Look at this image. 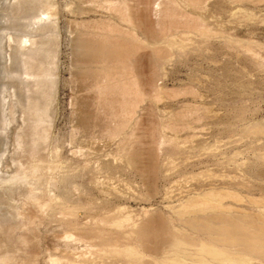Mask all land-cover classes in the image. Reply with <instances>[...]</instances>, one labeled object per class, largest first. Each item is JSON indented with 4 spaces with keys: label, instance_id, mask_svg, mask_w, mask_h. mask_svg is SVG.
Masks as SVG:
<instances>
[{
    "label": "rangeland",
    "instance_id": "obj_1",
    "mask_svg": "<svg viewBox=\"0 0 264 264\" xmlns=\"http://www.w3.org/2000/svg\"><path fill=\"white\" fill-rule=\"evenodd\" d=\"M252 217L264 219V0H0L10 264H210L212 230Z\"/></svg>",
    "mask_w": 264,
    "mask_h": 264
},
{
    "label": "bare ground",
    "instance_id": "obj_2",
    "mask_svg": "<svg viewBox=\"0 0 264 264\" xmlns=\"http://www.w3.org/2000/svg\"><path fill=\"white\" fill-rule=\"evenodd\" d=\"M22 1L24 0H20V2ZM42 27H44V25H39L38 29H41ZM30 41L31 43L29 46H27L24 41L25 45H23L22 47L23 54L26 56V60L24 62L28 68L33 69L37 66V55H39L37 54V52H39L42 48L40 46L41 44H39L36 39ZM90 43L88 42V46L86 47L88 48V55L93 58L100 57V48L98 46H95L96 44L93 45V43ZM113 49L116 50V53L120 55L123 53L120 52L121 48L119 47H115ZM55 53L53 54V60H55ZM120 55L118 56V58L120 57ZM40 68L41 69L39 71V75L41 78L49 74V72L45 71L44 66L41 65ZM35 81L36 85L38 84L41 87V84L43 83L42 79H40L39 81ZM43 112L47 113L45 109L43 110ZM178 239V237L175 238V245L172 246V250L174 252L180 253V251L178 250L183 248V244L178 242ZM212 239L214 240H212L211 244L214 248L216 247V249H206V254L212 255L211 257L208 256V261H211L210 264H251L248 257L264 260V219L262 218L257 219L252 217L251 221L244 226H230L227 228L222 227L219 229H214L212 230ZM2 245L3 244H1L0 242V264H10V252H2ZM105 253L114 255L125 253L126 255L133 257V253L131 252V250L128 249L123 251L117 247L108 248L106 249ZM203 259H205V256L202 257V260ZM168 261L170 260L165 261V264H169L167 263ZM177 261L178 259L175 258V261H173L171 264H177L174 263ZM200 263L207 264L203 261H200Z\"/></svg>",
    "mask_w": 264,
    "mask_h": 264
}]
</instances>
